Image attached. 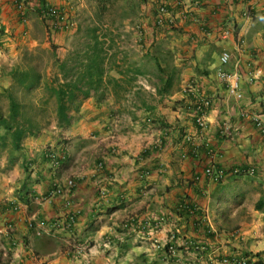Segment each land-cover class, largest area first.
Masks as SVG:
<instances>
[{
    "label": "crops",
    "instance_id": "crops-1",
    "mask_svg": "<svg viewBox=\"0 0 264 264\" xmlns=\"http://www.w3.org/2000/svg\"><path fill=\"white\" fill-rule=\"evenodd\" d=\"M163 2L173 24L158 22ZM45 5L74 25L50 34ZM88 25L100 28L112 81L67 127L52 114L0 160V246L10 253L0 264H264V136L242 116L264 122V83L252 78L264 76V0H0V92L26 49L68 59ZM222 69L240 74L242 99ZM201 98L211 101L205 130L193 113ZM61 144L53 169L43 151ZM212 163L229 174L213 180Z\"/></svg>",
    "mask_w": 264,
    "mask_h": 264
},
{
    "label": "trees",
    "instance_id": "trees-1",
    "mask_svg": "<svg viewBox=\"0 0 264 264\" xmlns=\"http://www.w3.org/2000/svg\"><path fill=\"white\" fill-rule=\"evenodd\" d=\"M106 11L103 6L99 15ZM99 31L96 25L80 27L78 37L83 41H76L68 59L60 60L54 52L47 53V49L39 47L23 52L21 64L12 70L11 86L0 92L8 100L6 109L0 106V149L7 151L10 160L14 159V151L20 148L22 139L46 127L52 114L60 126L67 127L73 120L72 112L79 109L92 90H98L105 79L112 81L106 75L110 69L106 63L108 49ZM45 52L48 57L43 65ZM111 66L119 65L114 60ZM41 88L44 92L40 99L27 96ZM17 91L24 93L22 98ZM53 98L55 104L50 107ZM263 204L264 200H259L256 208L262 209Z\"/></svg>",
    "mask_w": 264,
    "mask_h": 264
},
{
    "label": "built area",
    "instance_id": "built-area-1",
    "mask_svg": "<svg viewBox=\"0 0 264 264\" xmlns=\"http://www.w3.org/2000/svg\"><path fill=\"white\" fill-rule=\"evenodd\" d=\"M20 7H23V4L20 3ZM41 19L47 26L49 33L57 32L58 30L71 28L74 25V21L71 18L68 11L63 10L57 6L53 5H45L42 8L40 13ZM157 19L159 24L168 22L169 24L174 23V18L171 16V11L166 2L161 3L157 10ZM228 31L223 32V37H226ZM1 35V34H0ZM222 62L225 64L229 60V55L224 54L221 57ZM219 76L222 80L226 81L228 84L229 92L237 99H242L244 97L242 92V80L241 76L238 72L230 73L226 70H220ZM253 79H260L264 83V76L257 71L252 77ZM261 104L264 106V99H261ZM211 101L207 98L197 99L193 104V113L197 126L205 130L207 128V120L205 118V113L208 107L210 106ZM242 116L251 118L255 124L260 128L263 136H264V122L260 118L259 115L251 114L249 112H243ZM222 135L227 138L233 137V128L230 124L222 125ZM44 155L49 160L51 168L58 169L60 168L63 159L67 155V147L65 144H61L60 147H46L44 149ZM31 166V165H30ZM256 168L254 166H249L247 168H235L232 171V174H240V173H254ZM207 175H209L215 181L223 180L228 174L229 171H226L222 168L216 167L215 164L212 163L211 166L205 169ZM142 175H146V172H143ZM184 207L187 205H183ZM237 264H254L253 262L248 261L247 259H241L235 261Z\"/></svg>",
    "mask_w": 264,
    "mask_h": 264
},
{
    "label": "rangeland",
    "instance_id": "rangeland-1",
    "mask_svg": "<svg viewBox=\"0 0 264 264\" xmlns=\"http://www.w3.org/2000/svg\"><path fill=\"white\" fill-rule=\"evenodd\" d=\"M120 4V3H119ZM121 12H112L111 14H109L108 16L109 17H113V16H121L122 15V13L120 14ZM39 48H43V47H39ZM33 49H35V48H33ZM43 49H47V48H43ZM31 50V49H30ZM48 51L49 50H47V53H48ZM51 51V50H50ZM48 57V55H46V52L44 53V60L42 61L43 63V65L45 64V61H46V58ZM21 64V63H20ZM23 66V65H22ZM48 76V75H47ZM47 76L46 77H44V79H43V82H45L46 80H47ZM43 89L41 88V89H39V90H35L33 93H31V94H29V95H27L28 97H30V98H32V99H35V98H37V99H40L39 97L41 96V94H43ZM16 94H18L21 98L23 97V95H24V93H22V91H17L16 92ZM54 98L52 99V101H51V103H50V107L54 104L53 102H54ZM7 104H8V100H7V98L6 97H2V96H0V106H3L5 109H6V107H7ZM28 110H30L29 108H28ZM4 156H7V151H4V150H1L0 149V160L4 157ZM4 252H6V255H4ZM10 259V253L8 252V250L6 251V250H2L1 249V246H0V262H2L3 260L5 261V262H7L8 260Z\"/></svg>",
    "mask_w": 264,
    "mask_h": 264
}]
</instances>
